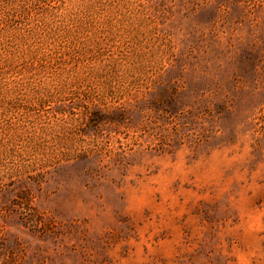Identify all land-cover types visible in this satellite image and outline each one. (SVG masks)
<instances>
[{"label":"rangeland","instance_id":"374dc122","mask_svg":"<svg viewBox=\"0 0 264 264\" xmlns=\"http://www.w3.org/2000/svg\"><path fill=\"white\" fill-rule=\"evenodd\" d=\"M0 264H264V0H0Z\"/></svg>","mask_w":264,"mask_h":264}]
</instances>
